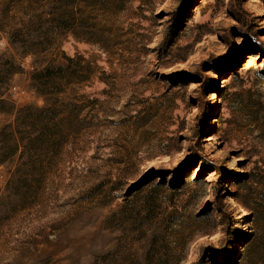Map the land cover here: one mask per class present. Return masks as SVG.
I'll use <instances>...</instances> for the list:
<instances>
[{"label":"rangeland","instance_id":"1","mask_svg":"<svg viewBox=\"0 0 264 264\" xmlns=\"http://www.w3.org/2000/svg\"><path fill=\"white\" fill-rule=\"evenodd\" d=\"M0 264H264V0H0Z\"/></svg>","mask_w":264,"mask_h":264},{"label":"bare ground","instance_id":"2","mask_svg":"<svg viewBox=\"0 0 264 264\" xmlns=\"http://www.w3.org/2000/svg\"><path fill=\"white\" fill-rule=\"evenodd\" d=\"M206 139L210 141V140H212V137H208V138H206Z\"/></svg>","mask_w":264,"mask_h":264}]
</instances>
